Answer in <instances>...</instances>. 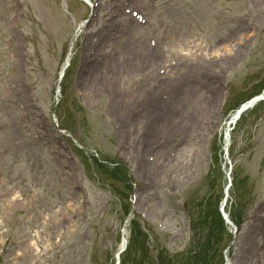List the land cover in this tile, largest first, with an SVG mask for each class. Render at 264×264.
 Instances as JSON below:
<instances>
[{
    "label": "rangeland",
    "instance_id": "374dc122",
    "mask_svg": "<svg viewBox=\"0 0 264 264\" xmlns=\"http://www.w3.org/2000/svg\"><path fill=\"white\" fill-rule=\"evenodd\" d=\"M258 91L264 0H0V264H246L264 101L229 116Z\"/></svg>",
    "mask_w": 264,
    "mask_h": 264
},
{
    "label": "bare ground",
    "instance_id": "6f19581e",
    "mask_svg": "<svg viewBox=\"0 0 264 264\" xmlns=\"http://www.w3.org/2000/svg\"><path fill=\"white\" fill-rule=\"evenodd\" d=\"M71 56H72V53H70L69 60L67 62L70 61ZM67 66H68V63H66L64 61V64L60 68V71H59V73H62L61 78L63 77V74H64ZM186 81L187 80H180L179 81V85L182 87V94H183L185 100H187L191 97V94L193 91V87L188 85V82H186ZM184 83H186V86H184ZM212 96L213 95H209L207 97L206 106H208V107H209V105L213 104L214 98ZM261 99L262 98H260V96L259 97L257 96L255 99L251 100L250 102H246L244 104V106H246V107L243 108L241 111H238L239 108L237 110H235L233 112V116L230 117L229 125L231 123H234L237 121V118L234 119V117H236L237 114H239L238 116L240 117L244 111L251 108L256 102H258ZM157 105H158V103L156 102L155 98L153 97L152 105H151L152 107L148 106V108H147V111L152 110V113L150 114L153 116L152 120H154V119L156 120L154 115H155V107ZM162 113H164L163 110H162ZM147 114H145V117ZM165 116L171 118V115H165ZM189 116H192V115H189ZM148 117H149V115L147 116V118ZM189 126H190V120H189ZM182 131H183V128H182ZM189 144L197 146L196 143L193 141V139L189 142ZM187 148L188 147H186L185 149H187ZM193 154L194 153H192V158H193ZM140 158L144 159L143 156H141ZM141 164L145 166L146 162L143 163V160H142ZM260 209L264 210V199L260 203L259 207L257 208V211L255 212L254 216L248 220V222H247L248 227L244 230L243 234L241 235V241H242L241 256H242V259L245 261L246 264H250V262L253 261L254 257L252 256V251H253L254 247L257 248V246L260 245L259 241L258 240L256 241V238H257V236H259L261 234V232L264 231V227H261L262 224L264 223V218L259 215ZM263 238H264V235H263ZM263 244H264V242H263ZM256 260H257V262L259 261V264H264V250L259 254V256Z\"/></svg>",
    "mask_w": 264,
    "mask_h": 264
},
{
    "label": "trees",
    "instance_id": "16d2710c",
    "mask_svg": "<svg viewBox=\"0 0 264 264\" xmlns=\"http://www.w3.org/2000/svg\"><path fill=\"white\" fill-rule=\"evenodd\" d=\"M100 167H102V165H100ZM117 171H118L117 168H115V169L112 170L113 173H114V172H117ZM213 214L215 215V217L217 218V220L223 225V221H222V219H221V217H220V215H219V212H218V209H217L216 205H215V208H214ZM134 238H135V237H134ZM122 264H123V261H122Z\"/></svg>",
    "mask_w": 264,
    "mask_h": 264
}]
</instances>
